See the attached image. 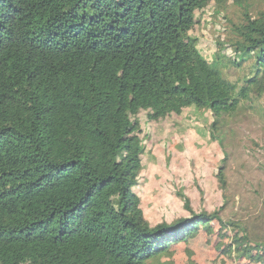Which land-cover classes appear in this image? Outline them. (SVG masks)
<instances>
[{
  "label": "trees",
  "instance_id": "1",
  "mask_svg": "<svg viewBox=\"0 0 264 264\" xmlns=\"http://www.w3.org/2000/svg\"><path fill=\"white\" fill-rule=\"evenodd\" d=\"M228 1L0 0V264H144L214 222L264 245L182 194L191 215L151 225L135 191L145 146L131 109L154 122L205 109L221 143L223 115L264 107V0H232L233 63L251 61L241 86L190 36L198 6ZM216 177L225 189L224 165Z\"/></svg>",
  "mask_w": 264,
  "mask_h": 264
},
{
  "label": "rangeland",
  "instance_id": "2",
  "mask_svg": "<svg viewBox=\"0 0 264 264\" xmlns=\"http://www.w3.org/2000/svg\"><path fill=\"white\" fill-rule=\"evenodd\" d=\"M259 8L264 5L258 3ZM239 6L232 0L225 8L212 3L194 11L190 36L209 61L220 60L229 81L241 86L251 61L236 66L234 41L227 20H239ZM223 44L222 47L218 43ZM210 137L213 116L205 109L185 108L160 121H148L146 110L133 108L129 123L141 124L139 136L145 146L138 186L145 219L156 225L190 216L180 194L192 210L220 209L223 221L247 226L251 238L264 236V107L262 100L242 103L223 115ZM223 158H225L223 160ZM224 165L225 189L216 174ZM241 229L223 222L197 225L186 241L171 245L144 264H264V245L256 246Z\"/></svg>",
  "mask_w": 264,
  "mask_h": 264
},
{
  "label": "clouds",
  "instance_id": "3",
  "mask_svg": "<svg viewBox=\"0 0 264 264\" xmlns=\"http://www.w3.org/2000/svg\"><path fill=\"white\" fill-rule=\"evenodd\" d=\"M199 49V48H198ZM201 52V51H200ZM202 54V53H201ZM203 55V54H202ZM204 56V55H203ZM206 58V57H205Z\"/></svg>",
  "mask_w": 264,
  "mask_h": 264
}]
</instances>
